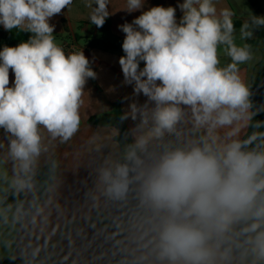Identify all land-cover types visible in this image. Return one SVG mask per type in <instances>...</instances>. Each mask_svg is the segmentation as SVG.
<instances>
[{"label":"clouds","instance_id":"1","mask_svg":"<svg viewBox=\"0 0 264 264\" xmlns=\"http://www.w3.org/2000/svg\"><path fill=\"white\" fill-rule=\"evenodd\" d=\"M145 2L126 0L123 10H141ZM72 4L0 0V25L31 34L0 50L3 224L44 215L61 183L50 146L80 130L85 86L97 74L82 49L65 53L50 23ZM109 5L87 0L91 24L103 27ZM217 5L183 0L179 23L176 7L157 5L118 26L125 34L124 83L147 100L132 102L120 117L137 122L125 134L131 140L118 139V149L92 169L94 185L86 194L113 202L134 198L138 243L125 264H264V120L255 119L264 105L253 103L241 75L240 66L253 59L251 45L236 43L234 12ZM262 27L264 16L252 14L240 39H252ZM221 49L230 58L224 65Z\"/></svg>","mask_w":264,"mask_h":264},{"label":"crops","instance_id":"2","mask_svg":"<svg viewBox=\"0 0 264 264\" xmlns=\"http://www.w3.org/2000/svg\"><path fill=\"white\" fill-rule=\"evenodd\" d=\"M86 2L73 0L68 9H63L61 14L50 20L55 25L53 35L56 42L60 46L64 42H77L97 74L95 79L89 78L85 86L80 130L68 142L57 140L50 146L49 157L58 160L61 183L58 193L47 202L44 215L37 216L34 223L30 220L14 226L0 223V259L26 260L50 251L60 264H119L122 251L129 254L137 246L138 234L134 223L139 210L134 198L119 203L104 198L96 200L86 193L94 185L92 169L102 162L109 150L115 152L118 149V138L131 140L125 134L137 122L131 118L121 121L120 117L132 102L142 105L147 97L143 94L135 96L133 86L124 83L119 65L123 51L87 47V40L99 37L100 31L89 21L90 9L85 6ZM180 3L183 0H146L143 9L129 13L123 10L126 0H110L111 14L106 21L110 23L113 34L124 39L125 34L118 26L131 23L142 11L153 6L176 7L179 23L183 15L177 7ZM259 3L261 16H264V0H259ZM217 6L230 8L234 12L233 21L241 22L235 25L237 44L263 46L258 40L257 29L254 30L256 37L246 41L240 39L241 25L252 14L256 15L249 0H218ZM9 32L0 25V50L6 45L5 36ZM115 44L119 46V43ZM262 57L240 66L241 75L248 85ZM220 59L222 65L230 62L222 49ZM143 67L144 62H141L140 68ZM14 79V72L10 69V87ZM116 128L120 131L119 137ZM0 140H6L3 129H0ZM39 195L42 202L47 201L43 189Z\"/></svg>","mask_w":264,"mask_h":264},{"label":"trees","instance_id":"3","mask_svg":"<svg viewBox=\"0 0 264 264\" xmlns=\"http://www.w3.org/2000/svg\"><path fill=\"white\" fill-rule=\"evenodd\" d=\"M249 2L253 7L256 15L261 16L262 8L259 3V0H249ZM237 24H241V22H234V25ZM99 31H100L99 37H94L87 40L86 44L88 48L99 49L103 51H112V52L123 51L122 50L123 39L113 34L110 23L108 21H105L103 27L99 28ZM257 32H258V40L262 42L263 50H264V27L257 29ZM30 35H31L30 33L19 32L18 30L14 29L5 36L6 45L10 47H15L21 42H26L29 39ZM115 42L119 43V46H115L116 45ZM249 87L253 92V96H252L253 103L257 107L264 105V52H263L262 60L260 61L259 65L257 66L255 72L253 73L250 79ZM255 119L264 120V111L260 112L257 115V117H255ZM249 131H251V129H249ZM54 160H56L58 163L57 159L54 158ZM46 173H47V169H46V165H44L43 167H41L40 176L38 178L42 181L46 176ZM58 174H59V168H58ZM7 199L9 202H11L13 200V197L9 196ZM20 199L23 200L24 197L21 196ZM127 255L128 253L122 251L121 257L119 259V264H125L124 258ZM51 262L53 264H60L58 258L50 251H47L40 256H31L26 260L0 259V264H51Z\"/></svg>","mask_w":264,"mask_h":264},{"label":"built area","instance_id":"4","mask_svg":"<svg viewBox=\"0 0 264 264\" xmlns=\"http://www.w3.org/2000/svg\"><path fill=\"white\" fill-rule=\"evenodd\" d=\"M61 47L64 49L65 53L80 50L81 48L77 42H64Z\"/></svg>","mask_w":264,"mask_h":264},{"label":"rangeland","instance_id":"5","mask_svg":"<svg viewBox=\"0 0 264 264\" xmlns=\"http://www.w3.org/2000/svg\"><path fill=\"white\" fill-rule=\"evenodd\" d=\"M254 37H256V36H254ZM251 48H252V52H253V59L251 61H256V59H260L263 56V52H264L263 46L254 45V46H251Z\"/></svg>","mask_w":264,"mask_h":264},{"label":"water","instance_id":"6","mask_svg":"<svg viewBox=\"0 0 264 264\" xmlns=\"http://www.w3.org/2000/svg\"><path fill=\"white\" fill-rule=\"evenodd\" d=\"M51 264H53V263L51 262Z\"/></svg>","mask_w":264,"mask_h":264}]
</instances>
